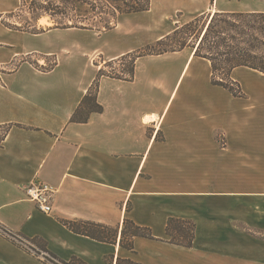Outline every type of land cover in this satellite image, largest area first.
I'll use <instances>...</instances> for the list:
<instances>
[{"label": "crops", "instance_id": "obj_1", "mask_svg": "<svg viewBox=\"0 0 264 264\" xmlns=\"http://www.w3.org/2000/svg\"><path fill=\"white\" fill-rule=\"evenodd\" d=\"M11 2L0 0V12ZM151 12L164 13V23L118 20L103 33L25 34L0 23V127L7 128L0 226L21 241L38 239L63 262L264 264V74L235 68L230 77L243 93L236 98L210 83V64L192 47L143 56L132 81L100 77L102 111L71 122L102 64L200 15L263 13L264 0H150L147 12L130 16ZM177 13L180 19L167 23ZM49 58L53 65L45 67ZM34 183L55 189L48 214L24 193ZM125 218L156 240L135 238L133 252L120 248ZM168 218L194 222L190 248L166 242ZM62 221L117 229V241L73 233ZM14 238L0 234V264H46Z\"/></svg>", "mask_w": 264, "mask_h": 264}, {"label": "trees", "instance_id": "obj_2", "mask_svg": "<svg viewBox=\"0 0 264 264\" xmlns=\"http://www.w3.org/2000/svg\"><path fill=\"white\" fill-rule=\"evenodd\" d=\"M59 1L62 7L56 6V8L62 11L69 9L68 4L72 7V1L90 5L86 0ZM120 1L123 4V8L112 6L113 10L108 13L110 19L102 23V27L100 28L85 25L81 21L72 22L69 25H56L55 28L88 29L94 30L97 33H103L112 28L117 21V16L143 13L150 9V0ZM40 9L48 15L51 14L49 5L42 6ZM204 16L200 15L186 24L181 26L177 25L173 32L164 38L113 61L124 62L129 60L128 67L123 69L120 75L109 74L103 69H100L94 83L72 115L71 122H86L90 114L100 113L102 111V107L96 101L98 80L100 77L106 76L124 81H132L134 76V63L138 58L180 51L186 47L194 48V55L196 57L209 62L211 70L210 83L213 86L223 88L233 97H243L240 85L233 82L230 76L232 71L237 67H245L264 74V12H215L213 15L205 16V21L202 22V17ZM28 33L35 34L38 32ZM6 132V127H0V145ZM127 210H129L128 207ZM61 223L73 233L89 237L99 242L115 244L117 241V229L114 228L86 221H62ZM194 231L195 224L193 221L168 218L165 228L166 242L172 245L190 248L194 240ZM0 234L8 239L14 238V234L1 226ZM135 238L156 240L151 235L150 229L139 227L125 218L120 231L119 247L133 252V241ZM37 241L38 239L36 238L28 240L32 244H35ZM39 247L40 250L56 260L57 264H84L77 258H72L69 262L60 261L49 253L43 244L39 245ZM44 262L51 264L47 259ZM116 264L138 263L118 258Z\"/></svg>", "mask_w": 264, "mask_h": 264}, {"label": "rangeland", "instance_id": "obj_3", "mask_svg": "<svg viewBox=\"0 0 264 264\" xmlns=\"http://www.w3.org/2000/svg\"><path fill=\"white\" fill-rule=\"evenodd\" d=\"M90 5H85L82 3H76L72 1L73 6L68 4V8L65 11L57 9L56 6L62 7L59 0H12V2L7 6L6 11L0 12V23L2 26L9 30L17 31L20 33L28 32H39L42 29H58L55 28L56 25H69V23L81 21L85 25L93 26L95 28L102 27V23H105L110 19L108 13L113 10L112 6H119L123 8L121 1L117 0H86ZM132 1V0H130ZM49 5L50 15L42 11L40 8L42 6ZM66 6V5H65ZM181 14H173L172 19L169 18L167 23H172L173 21L180 19ZM212 15V14H211ZM164 18V13L161 12H151L144 16L136 15H119L117 16V21L121 23H134L135 20H140L141 23H164L162 19ZM116 21V22H117ZM205 21V16L202 17V22ZM201 26V23H200ZM182 37V36H181ZM6 40V39H5ZM21 60V58H18ZM31 64L36 63L28 58ZM97 63L101 61L96 60ZM17 60L9 67L10 69L17 65ZM53 65V59L49 58L45 62V67H50ZM129 60L124 62H110L102 64V69L109 74L120 75L121 71L128 67ZM44 67V66H43ZM203 70L201 68V77L199 83H204L206 75L204 76ZM207 80V79H206ZM235 82V81H233ZM248 82V79L246 83ZM237 83V82H235ZM244 83V84H246ZM259 85L264 86V79L259 80ZM242 91V90H241ZM14 242L20 247L28 250L33 256L42 259L43 261L47 259L51 264H57L56 261L49 255L40 250L39 245L41 243L35 242V244L21 241L20 238H14Z\"/></svg>", "mask_w": 264, "mask_h": 264}, {"label": "built area", "instance_id": "obj_4", "mask_svg": "<svg viewBox=\"0 0 264 264\" xmlns=\"http://www.w3.org/2000/svg\"><path fill=\"white\" fill-rule=\"evenodd\" d=\"M24 193L27 199L35 204L38 211L44 214L51 212L54 187L45 183H34L25 187Z\"/></svg>", "mask_w": 264, "mask_h": 264}, {"label": "bare ground", "instance_id": "obj_5", "mask_svg": "<svg viewBox=\"0 0 264 264\" xmlns=\"http://www.w3.org/2000/svg\"><path fill=\"white\" fill-rule=\"evenodd\" d=\"M213 14V13H212Z\"/></svg>", "mask_w": 264, "mask_h": 264}]
</instances>
